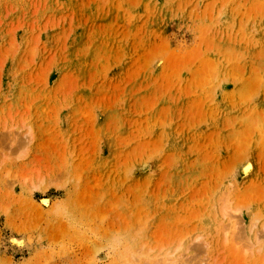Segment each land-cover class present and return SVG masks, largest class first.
I'll return each mask as SVG.
<instances>
[{"label":"rangeland","instance_id":"1","mask_svg":"<svg viewBox=\"0 0 264 264\" xmlns=\"http://www.w3.org/2000/svg\"><path fill=\"white\" fill-rule=\"evenodd\" d=\"M0 264H264V0H0Z\"/></svg>","mask_w":264,"mask_h":264},{"label":"bare ground","instance_id":"2","mask_svg":"<svg viewBox=\"0 0 264 264\" xmlns=\"http://www.w3.org/2000/svg\"><path fill=\"white\" fill-rule=\"evenodd\" d=\"M250 167H249V165L246 167V168H244L245 170H248Z\"/></svg>","mask_w":264,"mask_h":264}]
</instances>
